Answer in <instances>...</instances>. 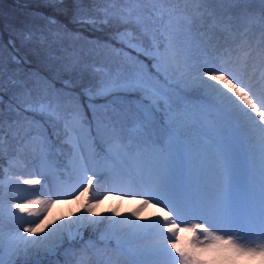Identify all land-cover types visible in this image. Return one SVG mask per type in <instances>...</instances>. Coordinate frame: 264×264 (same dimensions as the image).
<instances>
[{
	"label": "snow or ice",
	"instance_id": "obj_1",
	"mask_svg": "<svg viewBox=\"0 0 264 264\" xmlns=\"http://www.w3.org/2000/svg\"><path fill=\"white\" fill-rule=\"evenodd\" d=\"M57 2L63 0H53L54 4ZM215 2L217 0H191L195 5L193 8L154 10L161 20L167 15V22L161 30L164 42L158 43L156 35L152 36L154 51L150 53L126 39V34H121L119 39L129 48L151 55L158 75L144 73L123 82L104 83L88 92L90 102L94 97H109L117 90L141 93L119 109L113 101L114 115L109 114L108 105L103 106L104 112L96 122L95 133L89 128L85 137L89 143L88 156H74L73 163L78 171L79 184L83 185L85 178L87 180L80 196L89 193L94 181L103 180L114 185L104 189L106 193L120 192L122 199L140 198L132 217L138 218L139 212L149 204L163 208L162 217L155 215L139 222L128 216L108 218L106 238H115L118 248L149 239L151 243L135 251L152 260L153 264H198L197 252L220 246H227L237 254L258 255L264 259V88L257 94L227 67L213 66L215 61L210 57L200 64L192 55L194 48L204 50L200 43H193L192 33L197 23L205 27L211 22L209 31L222 34L238 31L232 25L230 10L218 12L209 6ZM219 2L238 5L247 0ZM260 3L264 4V0ZM226 16L229 18L225 19ZM247 43L244 34L242 44ZM228 54L231 57L233 50L229 49ZM248 54L246 52L245 56ZM259 55L264 62V48ZM160 74L164 77L162 85L153 82L159 80ZM260 79L264 82V72H261ZM185 88L205 90L214 97V106L191 104L186 99ZM3 102L0 94V105ZM15 110L22 120L13 123L24 127L25 135L36 132L32 142L38 145L44 167L50 166L49 156L61 134L66 144H72L76 152H81L79 140L85 123L81 110L61 116L59 107L51 101L23 106L18 102ZM129 114L134 117V127L126 134L124 121ZM53 120L63 121L62 133L55 127L51 134L48 132L47 125ZM197 124L204 126L194 133L192 129ZM241 128L246 138L253 139L251 147H246L245 140L241 139ZM105 134L108 139L103 140ZM93 136L103 142L96 143L91 139ZM210 176L218 177V180L212 183ZM21 184L28 187L21 188ZM37 184H40L39 179H23L14 182L12 187L15 191L29 192ZM62 194L59 191L40 193L37 199H25L24 203H14L7 209L0 202V219L7 214L21 224L34 225L24 227L29 236L38 230L44 232L47 225L41 228L35 220L17 216L13 209L29 215H46L48 208L55 203L53 197ZM100 199L97 195L87 200L85 211L93 217L98 216L94 209ZM100 223L95 218H77L71 224L49 229L38 238L29 239L17 233L10 235L7 242L0 233V264H58L59 240L65 229L70 240L76 236L82 239L81 227ZM180 225L184 226V232L192 234L190 250L178 246ZM233 230L242 239L255 237L260 242L251 246L237 243ZM198 232L204 234L203 240L199 239Z\"/></svg>",
	"mask_w": 264,
	"mask_h": 264
},
{
	"label": "rangeland",
	"instance_id": "obj_2",
	"mask_svg": "<svg viewBox=\"0 0 264 264\" xmlns=\"http://www.w3.org/2000/svg\"><path fill=\"white\" fill-rule=\"evenodd\" d=\"M100 8V12L103 16L108 17L112 22L120 24L123 27L122 34H126V39H131L134 43H137L142 48H146L150 53L154 51L152 47V36L153 34L157 37L158 43H163V39L161 36V30L164 27V24L167 22V15L165 14L164 19L161 20L154 12V10H160L161 8H180L183 9L193 8L194 4L191 3V0H98ZM210 7L216 9L218 12L231 11V20L233 27L237 28V32H233L231 34H222L217 32L216 30L209 31L211 29V22L205 27L195 28L193 30V43H200L203 47V51L195 49L193 50L192 55L196 58L202 55L203 59L201 62H204L207 56V49L214 50L215 54L219 57L225 56L224 52L228 51L225 45L231 44L233 45L232 50L233 54L231 58L228 60L229 62H225V66L229 71L234 72L238 78L242 79L245 84L247 81L245 80V76L254 75L253 83L256 82L257 92H261L262 88H264V82L261 81L260 75L261 72H264V62H262L261 55H259L262 48H264L262 44V36H264V15H262V10H264V4L260 3V0H247L246 3H240L238 5L220 3L219 0L217 2L209 5ZM229 17H225L228 19ZM240 21L245 25V29L238 28L237 22ZM207 33V34H205ZM215 33V34H213ZM130 34V35H127ZM244 34H246V38L248 43L242 44V40L244 39ZM211 37V40H209ZM125 47L116 48L110 46L109 48L99 47L92 48L87 50V54L83 57H80L79 62L76 64H81L83 67H91V73L86 69L84 77V82L86 84L85 88L90 90L97 89L100 85L104 83H111L113 81L123 82L129 79H134L139 75L147 73L148 75L157 76V70L154 67L155 61L152 59L151 55H145L144 51H135L132 48H129L126 43L122 42ZM219 47L218 49H214L213 47ZM226 48V49H225ZM210 51V52H214ZM249 54L245 56V53ZM229 53V52H228ZM229 57V54L227 55ZM226 57V56H225ZM250 58L251 60H255L256 62H260L262 64L261 68L256 70L253 69L252 66L249 65L246 58ZM227 59V58H226ZM143 70V71H142ZM164 81V77L162 74L159 75L158 81H153L154 83H158L162 85ZM212 83V82H211ZM220 87V85L218 86ZM184 93L186 95V99L193 105L204 104L209 107L214 106V97L208 96L205 90L200 88H185ZM88 92L83 93V97L89 98ZM230 94V93H229ZM118 99H123V102L127 104L128 99L122 96H117ZM133 98V97H131ZM75 101L73 104H69L68 101L62 100L61 97L50 95L43 97L40 100H35V103L44 102L47 103L49 101L52 102L54 106L59 107V111L61 116H66L71 111H75L77 109L83 112V117L85 120L84 123V132L81 134L79 144L81 148V152H76L73 148L72 144H66L64 142V136L61 134L59 139L55 141L52 152L49 156V167H44L41 162V153L39 152L38 145L35 142H32V136L36 135V132L25 135V129L18 135L15 136L9 142L11 145L10 150L8 152V156L5 162L0 165V202L3 203L5 209L11 207L14 203H24L25 199H37V196L40 194H36V187L41 184H45L48 187H51L56 192L59 191L63 194L71 193L72 191H76L80 189V184L78 180V171L76 165L73 163V157H79L81 154L85 157L89 154V143L86 142L85 137L87 136V132L89 128H91L92 132L95 133L96 122L100 119L101 115L104 112V105H108V112L110 115H114L112 112V104H107L104 101L94 102L93 100L88 104V109L84 111V103L82 100L76 97L73 98ZM89 100V99H87ZM94 113L96 114L94 117ZM29 116L32 113L28 114ZM131 115V114H130ZM132 116V115H131ZM133 117V116H132ZM134 120V118H133ZM132 121L131 117L128 116L127 121ZM204 125L197 124L192 131L198 132L200 128ZM35 127V126H34ZM60 131H63V121L53 120L47 125V130L51 134L53 128ZM134 127V124L125 128L126 134L131 131ZM232 127H235L233 123ZM92 140H95L96 143H102L103 140L108 139V134H105L103 140L100 138L92 137ZM3 141V140H2ZM66 151V154H63V151ZM22 156L29 157L30 159L27 161V166L30 165L29 170L35 173L33 179H39L40 184L35 185L33 189H30L29 192H20L24 194V197H19L18 199L13 197V193L11 196V189L14 182H18V180L26 179L24 174L26 172H20L22 167ZM62 159V160H61ZM27 166L24 168L27 169ZM39 173H43L40 175ZM41 179H40V178ZM28 179V178H27ZM21 188H27L23 184L20 185ZM42 193V191H41ZM9 195L11 197H9ZM42 196V195H41ZM160 209V208H159ZM110 208L105 206V209L102 207H98V211L95 212L98 216L93 217L91 213L85 211L79 212L77 209H69L68 216L62 214L59 219H51V223L45 222L46 215L35 216L34 219L37 224H40V227L43 228L44 225H47L48 228L44 230V232H40L38 230L37 233L33 234V236H29L28 233L24 232V227L34 226L28 224H21L19 221L13 220L11 223L7 222L8 219L7 214L0 219V233L3 234L5 238V242H7L8 237L10 235H16L17 233H21L24 236H28L29 239L38 238L39 236H43L47 233L49 229L57 227V225L63 224L68 225L73 221H76L77 218L88 217L90 219L95 218L99 219L101 223L96 228V234L99 236V240L96 238L86 239V246L83 249H77L74 247H68V252L71 253L72 259L75 261V264H81L84 261V264H99L96 262L97 257L99 258L102 254H110V258L104 261L105 264H141V262L136 261L135 259L128 258L124 251H121V248L117 247V241L115 238H106V233L108 231V218ZM13 211L16 212L17 216H23L26 219L27 212L21 213L15 209ZM43 221L41 224L40 221ZM198 222V221H189V223ZM67 231V229H65ZM64 231V233H65ZM63 233V235H64ZM189 239L183 245L182 248L185 250L191 249V233H188ZM218 235H223V233H217ZM63 235L60 237L62 240ZM199 239L203 240V236L197 233ZM234 238L243 243L249 244L250 246L253 243H259L260 241L255 238H247L242 239L240 236L236 235V230H233ZM103 243H102V242ZM101 243V244H100ZM201 252H197L195 254V258L198 264H209L208 261H204L201 258Z\"/></svg>",
	"mask_w": 264,
	"mask_h": 264
},
{
	"label": "trees",
	"instance_id": "obj_3",
	"mask_svg": "<svg viewBox=\"0 0 264 264\" xmlns=\"http://www.w3.org/2000/svg\"><path fill=\"white\" fill-rule=\"evenodd\" d=\"M98 5V0H63L55 4L53 0H0V94L4 99L0 105L1 162L11 148V139L25 129L13 123L22 120L15 110L18 102L23 106L55 95L73 104V98L83 97L90 90L85 88L84 67L90 73L91 67L76 64L80 57L92 48L125 46L119 39L123 27L101 15ZM137 93L117 90L112 95L129 97ZM111 96L94 98L113 104ZM83 102L86 104V100ZM115 106L123 107L116 102ZM72 231L75 233V229ZM95 232L94 226L81 227L83 238L70 240L65 231L59 240L57 260L69 259L66 247H82L86 238L95 237Z\"/></svg>",
	"mask_w": 264,
	"mask_h": 264
},
{
	"label": "bare ground",
	"instance_id": "obj_4",
	"mask_svg": "<svg viewBox=\"0 0 264 264\" xmlns=\"http://www.w3.org/2000/svg\"><path fill=\"white\" fill-rule=\"evenodd\" d=\"M237 26L238 28L241 29H245V25L243 23H241L240 21L237 22ZM196 28H199V25L197 23ZM262 44L264 46V41H262ZM225 47L227 48L228 51L224 52V55L226 56H222L219 57L217 54H215L214 50H210L207 49L208 53L207 56L211 58V60L215 61V64L213 66L215 67H222L223 65L225 66V62H229L228 60L231 58L230 56L228 57V52L229 49H232L233 45L231 44H226ZM214 49H218L219 47H213ZM225 48V49H226ZM210 51H214V52H210ZM198 58V63L203 64L204 62H201V59H203L202 55H200ZM227 58V59H226ZM247 62L249 63L250 66H252L253 69H260L262 64L260 62H256L255 60H251L249 57L246 58ZM248 76H245V80L247 81V84L253 88V91L256 92L257 94H259L257 92V88L256 82H252L254 75H250L249 73H247ZM215 83L213 81H209V83ZM219 86V85H217ZM208 94V93H206ZM209 96V95H208ZM240 133H241V139L245 140V145L246 147H251L252 143H253V139L252 138H246L245 136V132L244 130L241 128L240 129ZM22 169L20 172H26V174H24V176L26 177V179H33L35 173L32 171H27L29 170L28 167H30V165L27 166V161L30 159L29 157H24L22 156ZM27 166V169H25L24 167ZM31 174V175H30ZM40 178V177H39ZM41 179V178H40ZM210 181L212 183H215L216 180H218V177L215 176H210ZM84 186H87V180L85 178L84 180V184L80 185V189L76 190V191H72L71 193H66V194H62V195H58V196H54L53 199L55 200V203H53L47 210V216H46V220L45 222H50L51 223V219H59L61 218L62 214H64L65 216H68L69 213V209L73 210V209H77L79 212L84 211L86 205H87V200L90 199L91 197H95L97 195H99L101 197L99 204L96 205L94 211L97 212L98 211V207H102L105 209V206H108V208H110L108 215L111 219H122L124 216H128L132 219H137V222L144 220L145 218H151L155 215H159V216H163V208L162 207H157L153 204H149L147 207L143 208V210H141L139 212V217H132L131 213L133 211H136L139 207L138 204V200L140 198L137 199H129L128 197H124L123 199L121 198V193L120 192H112V193H106L104 191V189L107 188H112L114 187L113 184L111 183H106L105 181H94L93 185L90 186V191L86 196H80V193L83 192L84 190ZM35 187L32 186L31 189H33ZM36 189V194L41 193H47V192H56L54 189H52L51 187L46 186L44 183L39 185L38 187L35 188ZM38 190V191H37ZM11 191V196L13 193V197L18 199L19 197H24V194H21L19 191H15L13 188L10 190ZM9 195V197H11ZM76 197H80L79 199H76ZM41 199H43V196H40ZM160 208V209H159ZM35 215H29L26 214V219L25 220H32L34 219ZM7 222L11 223L13 220L10 219L8 217V219L6 220ZM109 227V225H108ZM183 225H180V231H178L177 235L179 237V240L177 241L178 246L183 247V245L188 241L189 237H188V233L184 232L183 229ZM199 233V232H198ZM201 236H203L204 238V234L203 233H199ZM151 243V241L149 239H144L139 241L138 243L135 244H130V245H124L121 248V251H124L127 255H129L128 258L130 259H135L138 262H141V264H153L152 260L145 258L144 256L138 254L135 250L138 248H141L147 244ZM237 243H241L239 241H237ZM243 244V243H242ZM170 251H172L173 255H176L175 251L172 250L171 248L169 249ZM201 258L206 262L208 261L209 264H264V259H262L260 256L258 255H244V254H237L234 251L230 250L227 246H220L217 248H212L210 250L207 251H202L201 252ZM139 264V263H137Z\"/></svg>",
	"mask_w": 264,
	"mask_h": 264
}]
</instances>
